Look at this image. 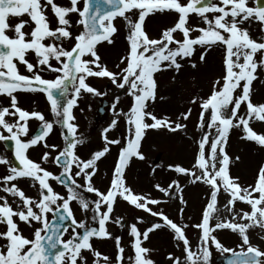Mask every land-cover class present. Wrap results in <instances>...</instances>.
Instances as JSON below:
<instances>
[{"label": "snow or ice", "instance_id": "obj_1", "mask_svg": "<svg viewBox=\"0 0 264 264\" xmlns=\"http://www.w3.org/2000/svg\"><path fill=\"white\" fill-rule=\"evenodd\" d=\"M157 13L172 20L152 35L147 19ZM73 14L78 16L75 21ZM117 18L124 22L127 48L110 68L99 46L114 43ZM254 27L259 33L255 36ZM215 49L221 52L219 73L211 78L206 95H193L188 102L199 108L194 125L199 137H190L195 146L192 162L190 166H166L187 177L188 184L207 187L200 218L193 222L184 215L188 201L179 178L166 186L154 184L163 194L155 197L129 185L126 169L133 158L146 159L142 148L149 130L188 131L191 106L175 119L156 114L157 74H179L185 64L197 69ZM261 73L264 0H84L83 8L79 0L67 4L60 0H0V97L4 98L0 100V141L12 142L11 157L0 154V165L6 169L0 175V224L4 225L0 228V264H156L152 249L144 244L150 234L165 228L174 247L182 252H168L170 264H211L213 246L221 254L231 253L224 264H264V249L249 236L252 228L264 230V163L252 183H242L231 173L240 157L227 151L236 129L242 132L241 139L264 147V132L252 127L253 121L264 122V102L252 99L253 82ZM89 78H107L131 103L126 111L118 109L121 97H114L115 118L102 131L103 146L82 157L78 145L85 138L77 136L73 109L85 94L104 95ZM21 92L44 94L54 119H47L41 110L22 107ZM121 117L126 133L110 138L108 133ZM33 119L40 123L30 132ZM56 125L65 130L61 132L63 145L48 143ZM113 145L118 146V153L108 185L101 190L95 177L99 162ZM36 147L43 151L33 159L29 151ZM48 164L60 171L50 170ZM21 181H27L35 193L28 194ZM53 181L66 191H57ZM221 195L226 196L223 203ZM173 200L179 203L177 219L159 207ZM121 201L147 217L134 216L129 224L116 214ZM73 202L85 219H76ZM238 204L247 205L248 210ZM49 213L53 214L51 220ZM109 222L127 231L131 237L127 246L122 235L109 229ZM21 224L31 229L30 235L24 234ZM189 228L197 230L195 244ZM225 229L240 236L239 252L226 247L216 235ZM94 238L111 239L115 256L99 251L92 243ZM126 247L132 249L131 255L126 254Z\"/></svg>", "mask_w": 264, "mask_h": 264}, {"label": "rangeland", "instance_id": "obj_2", "mask_svg": "<svg viewBox=\"0 0 264 264\" xmlns=\"http://www.w3.org/2000/svg\"><path fill=\"white\" fill-rule=\"evenodd\" d=\"M172 20L171 16L160 15L157 13L154 16H150L147 19V28L150 34L156 35L161 29L168 25ZM117 27L119 28L118 33L114 36V43L107 46V50H102V56H107L110 58L111 64L114 61L119 60V57L124 53L127 48L126 41V30L124 27V22L122 19L117 18L115 20ZM258 30L253 28V35H258ZM100 50V48H99ZM195 58V57H194ZM109 61H107V64ZM221 64V52L220 49H215L207 57V63L201 64L197 69L191 68L189 65L185 64L181 69L179 74L173 71H165L158 73L156 79L159 82L158 99L153 104V108L157 115H169L173 119L176 118L178 112L185 110L187 107L191 106L193 108V113L191 119L187 121L188 131L170 133L166 130H149L146 138L143 141L142 151L145 154V160H139L133 158L130 162L129 167L126 169L127 183L131 185L135 190L144 191L141 188H147L148 183L151 184L153 193L152 196L161 197L163 194L159 193L153 188V185L160 183L164 186L172 179L179 178L181 184L185 185L184 197L188 201L187 209L184 215L186 217H191L193 222H196L200 218L201 209L205 204V192H207V187L203 184L197 183L195 185L187 183V177L179 176L172 170L167 169L168 164L180 163L184 166H190L193 158L194 145L190 137H199V131L194 128L195 122L198 118L199 108L197 105H189V100L193 95L204 96L208 93L210 88L211 78L219 73ZM173 75L176 76L175 81L172 80ZM100 80H92L90 84L104 95L98 97H108L114 102V97L120 95V102L117 105L118 109H124L125 111L130 106L131 98L120 93L109 81L104 78H99ZM253 96L254 102H264V73H261L259 78L253 82ZM164 97V99H159V97ZM27 104V109H38L41 110L47 119H52V113L50 112V107L47 106L46 99L43 95H27L24 99L19 100V103ZM96 101L93 102L95 105ZM85 113L84 109L81 107L77 108V114L83 115ZM114 111L112 106L107 109L106 121L101 123L99 126L92 125L86 126L84 123L76 121L78 124L77 136L78 138L82 135L85 138L83 144L78 145V152L82 157H87L91 151L101 148L104 144L102 138V131L104 128L108 127L112 119H114ZM37 120L33 119L30 121V132L37 126ZM93 121L90 120V123ZM36 123V124H35ZM93 124V123H92ZM252 127L258 132H264V122L253 121ZM61 129L55 126L54 131L47 138L48 143L63 145V137L61 135ZM126 133V125L121 117L118 121V126L114 130H110L108 133L110 138H115ZM242 132L239 129L233 130L230 135V140L227 146V151L233 157L239 156L240 160L231 167V173L240 177L242 183H252L255 178L258 167L264 163V147H260L254 142L241 139ZM43 149L36 147L30 149L29 154L31 158L38 159ZM118 153V146L110 147V154L99 162V174L95 177L97 180L98 187L103 190L109 182V177L111 176V171L114 166V162ZM0 154L8 155L9 151L6 149L3 141H0ZM159 158V163H156ZM50 170L54 172H59L60 169L52 164L45 165ZM152 169H155L153 173ZM5 167L0 165V175L5 174ZM4 171V172H3ZM147 172L150 176L147 175ZM139 177V180L138 178ZM152 180V183H151ZM145 182V184H142ZM53 187L63 193L66 190L64 187L58 185L55 181L52 182ZM20 186L25 189L28 194L33 195L35 190L29 187L27 181H21ZM137 190V191H138ZM221 202L226 199L225 195H221ZM179 206L178 201L173 200L168 203L162 204L159 207L162 208L166 213L170 215L171 218L177 219L178 212L177 208ZM238 208H245L248 210V206L245 204H238ZM124 210V209H123ZM122 216L125 217L127 221H131L134 216H145L147 214L140 210H131L126 208V211L121 212ZM52 217V213L48 214V218ZM143 225V224H141ZM139 225V226H141ZM24 229L25 235L31 234V229L24 225H20ZM4 225L0 224V228ZM197 230L194 228L188 229V235L192 239L193 244L196 243ZM221 234V233H220ZM219 234V235H220ZM239 235L230 230L224 231L218 238L221 242L229 248L235 251H240L239 245L242 241L237 239ZM249 236L253 244H258L262 249H264V240L261 236H264V230L259 227H255L249 230ZM154 255L153 259L156 264H170V261L166 259L168 252H173L176 255H182L180 249L174 247V243L171 239L170 232L165 228L154 232ZM240 237V236H239ZM229 240V242H228ZM230 254V253H223ZM222 255L221 252L215 249L213 246L211 248V264H217L215 258Z\"/></svg>", "mask_w": 264, "mask_h": 264}, {"label": "flooded vegetation", "instance_id": "obj_3", "mask_svg": "<svg viewBox=\"0 0 264 264\" xmlns=\"http://www.w3.org/2000/svg\"><path fill=\"white\" fill-rule=\"evenodd\" d=\"M61 3H68V0H60ZM83 3L84 0H79V7L83 8ZM78 19V16L76 14L72 15V20L75 21ZM74 31L77 30V28L74 27L73 29ZM101 56L104 54L102 52H100ZM102 58L105 60V62L109 61L108 66L111 68L115 63H117V61H114L113 64H111L110 58H108L107 56H102ZM48 74H46L47 76ZM54 75V74H53ZM91 78H89L88 82L90 83ZM99 90V89H98ZM27 95H43L41 93H24L21 92L19 93V100L22 101V99H24L25 96ZM3 97H0V100H3ZM101 98H98L97 96L91 95V94H85L83 95L79 101L77 106L74 107L73 111L74 114L76 116V121H79L81 123H84L86 126H90L92 127V125H97L99 126L101 124L102 121H106V115L104 116V119H98L96 118V114H97V109L99 107V102H100ZM94 101H97V103H95V105L93 104ZM20 105L24 108H27V104H24L22 102V104L20 103ZM81 107L84 109L85 113L83 115H78L77 114V108ZM52 119H54V117L52 116ZM90 120H92L93 124L90 123ZM75 121V122H76ZM59 126V125H57ZM8 156L10 157V154H8ZM6 171V170H5ZM4 172V171H3ZM139 180V177H137ZM96 181V186L97 185V180ZM140 181V180H139ZM142 184H145V182H143ZM139 187L136 188V191L138 190ZM144 191H140L138 190V192H145V193H150L152 195V188L151 185L148 183V187L147 188H141ZM86 196L92 198L93 194H89V193H85ZM72 208L74 210L75 216L77 220H82L85 219V215L84 213L81 211V209L79 208V205L76 202L72 203ZM126 208H129L131 210H136L133 207L129 206L126 202L121 201L117 206H116V214H123L121 212L126 211ZM124 209V210H123ZM91 213H89V217H90ZM133 222V218H131V221L128 223H132ZM108 227L111 231H113L114 234L116 235H122L123 236V243L124 245H128L129 241L131 240V237L128 236L127 231L126 230H122L120 229L117 225L112 224L111 222H109ZM141 228L144 227V225L139 226ZM69 232H71V229H69ZM65 238H67V234H65ZM156 238L154 237V233L150 234V239L148 241L145 242L144 246L152 249L150 255L151 258L153 259V255H154V240ZM92 243L94 244V246L101 251L102 253L108 254L109 256L114 257L115 256V247H114V242L111 239H100V238H94ZM126 254L131 255L132 254V249L130 247H126Z\"/></svg>", "mask_w": 264, "mask_h": 264}, {"label": "bare ground", "instance_id": "obj_4", "mask_svg": "<svg viewBox=\"0 0 264 264\" xmlns=\"http://www.w3.org/2000/svg\"><path fill=\"white\" fill-rule=\"evenodd\" d=\"M205 193H206V191H204ZM222 197V196H221ZM221 197H220V199H221ZM221 202V201H220ZM221 203H223V202H221ZM224 231H227V229H225V230H223V231H219V232H217L216 233V235L219 237ZM221 233V234H220ZM220 234V235H219ZM237 239L239 240V241H241V238L238 236L237 237ZM228 242H229V240H228Z\"/></svg>", "mask_w": 264, "mask_h": 264}, {"label": "water", "instance_id": "obj_5", "mask_svg": "<svg viewBox=\"0 0 264 264\" xmlns=\"http://www.w3.org/2000/svg\"><path fill=\"white\" fill-rule=\"evenodd\" d=\"M63 130H64V129H63ZM64 131H65V130H64ZM226 257H229V256L222 257V258H220V259H218V260H219L221 263H224Z\"/></svg>", "mask_w": 264, "mask_h": 264}]
</instances>
